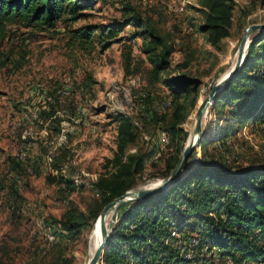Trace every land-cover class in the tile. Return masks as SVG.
I'll list each match as a JSON object with an SVG mask.
<instances>
[{
  "label": "rangeland",
  "instance_id": "rangeland-1",
  "mask_svg": "<svg viewBox=\"0 0 264 264\" xmlns=\"http://www.w3.org/2000/svg\"><path fill=\"white\" fill-rule=\"evenodd\" d=\"M80 1L90 6L76 21H58L48 29L14 21L0 31V264L87 263L97 226L92 233L89 225L73 235L59 231L55 235L52 217L61 216L68 200L87 213L100 199L93 181L109 169L105 163L117 145V113L131 117L136 126L137 137L128 152L147 155L136 185L158 182L165 159L176 150L177 142L168 129L172 94L159 79L151 78L137 28L123 23L116 41L105 50L97 43L83 48L71 36L70 29L81 24L123 21L125 0ZM129 1L174 41L170 65L160 77L184 73L197 81L196 106L190 109V94L182 98L187 113L177 125L189 133L198 103L234 64L246 25L264 22V2L236 0L230 35L215 47L198 28L202 15L196 10L197 0ZM114 85L126 87L116 92L123 104L120 109L107 94ZM211 105L201 137L215 139L225 122ZM51 108L55 113L45 119L42 111ZM154 112L164 117L153 121ZM55 115L61 117L59 130L54 128ZM182 138L179 134L177 140L182 143ZM206 149L208 155L228 156L232 165L264 163V123L244 124ZM20 153H24L22 159ZM201 154L198 143L189 158L199 159ZM55 158L64 176L79 183V188L70 190L47 179L48 173H56L52 170ZM123 210L125 205L119 209ZM51 234L57 239L51 241ZM213 259L206 264H222L217 256Z\"/></svg>",
  "mask_w": 264,
  "mask_h": 264
},
{
  "label": "trees",
  "instance_id": "trees-1",
  "mask_svg": "<svg viewBox=\"0 0 264 264\" xmlns=\"http://www.w3.org/2000/svg\"><path fill=\"white\" fill-rule=\"evenodd\" d=\"M197 2L196 10L202 15L198 28L211 45L219 46L221 40L230 35L236 0ZM88 6V2L80 0H0V31L14 21L42 29L54 28L58 21L78 20ZM122 10L123 21L81 24L70 32L73 40L83 48H93L97 43L100 50H105L116 41L123 23H131L137 28L136 33L142 38V50L151 65V78L159 79L170 90L174 105L168 129L171 139L177 142L176 150L165 159L160 171L163 177L177 162L188 135L187 130L177 126L187 113V102L182 98L190 94L189 107L193 109L198 98V84L184 73L160 77L170 65L173 39L158 29L150 15L136 10L129 0L124 1ZM255 32L241 67L212 101V108L222 113L225 122L216 138L203 135L199 142L201 157L191 161V152L181 172L165 189L125 204L104 247L101 264L179 262L176 251L167 242L172 223L179 231L186 228L199 231L211 251H217V255L204 257L199 264H206L208 258L213 261L216 256L222 264L228 260L235 264H264V163L232 165L228 156L208 155L206 151L208 144L221 142L244 124L264 123V31ZM42 112L47 119L55 109ZM163 117L156 112L151 116L153 121ZM52 119L57 122L54 128L59 130L61 117L55 115ZM115 119L118 140L113 156L105 163L109 169L93 181L100 191V199L88 207L87 213L68 200V207L61 216L52 217L55 235H58L57 231L61 235H73L92 225L101 208L134 187L136 177L143 172L147 155L127 150L136 140V126L124 113H117ZM179 134H183L182 143L177 140ZM19 160L16 157L17 167L21 165ZM52 167L56 173L47 174L50 182L63 184L70 190L79 188V184L64 176L56 158ZM182 264L191 262L183 261Z\"/></svg>",
  "mask_w": 264,
  "mask_h": 264
},
{
  "label": "water",
  "instance_id": "water-1",
  "mask_svg": "<svg viewBox=\"0 0 264 264\" xmlns=\"http://www.w3.org/2000/svg\"><path fill=\"white\" fill-rule=\"evenodd\" d=\"M257 30L264 31V22H252L246 25L244 31L239 39L238 48H237V56L234 64L229 69V71L222 77L217 78L211 85L210 90L202 97L200 102L198 103L195 110V120L193 124L192 130L188 133L186 141L180 151L179 157L173 168L169 171L166 176H163L158 183L151 187H140L138 185L131 187L125 190L122 194L114 197L112 200L107 202L99 211L96 216L90 232L95 231V227L98 226L102 229L101 234L98 238V244L94 250V253L90 259H88L87 264H101L102 255L104 247L109 239V235L111 230L117 221V213L119 209L125 205L126 203L146 197L152 193H155L159 190L165 189L167 185L172 182L177 175L181 172L183 164L187 159L188 155L192 152V150L198 145L199 139L201 137V123L203 117L205 115V111L207 110L210 103H212L213 99L217 95L218 91L230 80V78L237 72V70L241 67L242 62L247 53V48L252 40V34ZM113 214V217L110 221L109 227L107 226L106 218L109 213Z\"/></svg>",
  "mask_w": 264,
  "mask_h": 264
},
{
  "label": "built area",
  "instance_id": "built-area-1",
  "mask_svg": "<svg viewBox=\"0 0 264 264\" xmlns=\"http://www.w3.org/2000/svg\"><path fill=\"white\" fill-rule=\"evenodd\" d=\"M121 88L126 89L124 86L114 85V87L107 91L108 96L112 101H115V107L118 109L123 107L122 102L116 99V92ZM162 136L165 140H168L165 131H162ZM23 154L24 153L19 154L21 159L23 158ZM170 229L171 236L167 238V242L170 243L176 251L177 258L180 261L161 262L158 264H182L183 261L191 262V264H199L204 257H209L211 254L217 255V251L215 249L211 251L209 245L204 242V237L199 231H179L174 223L170 225ZM49 239L54 241L57 237L51 234L49 235ZM227 264H235V262L228 260Z\"/></svg>",
  "mask_w": 264,
  "mask_h": 264
},
{
  "label": "bare ground",
  "instance_id": "bare-ground-1",
  "mask_svg": "<svg viewBox=\"0 0 264 264\" xmlns=\"http://www.w3.org/2000/svg\"><path fill=\"white\" fill-rule=\"evenodd\" d=\"M236 56H237V53H236ZM226 74V73H225ZM225 74H223L222 76H224ZM221 76V77H222ZM208 113V108H207V110L205 111V115H204V117L206 116V114ZM204 117H203V120H204ZM194 120H195V116H194V119H193V124H194ZM203 120H202V123H201V131H202V127H203ZM192 128H193V125H192ZM156 183H158V182H156ZM155 183V184H156ZM155 184H153V185H155ZM153 185H150V186H148V187H151V186H153ZM119 213V212H118ZM112 217H113V214H112V212L111 213H109L108 214V216H107V218H106V221H107V226L109 227V225H110V221H111V219H112ZM103 229V228H102ZM102 229L100 228V227H96V231H97V237L95 236V234H96V231H95V234H94V238H93V242H92V245H91V248L89 249V256H88V258H87V261H88V259H90L91 257H92V255H93V253H94V250H95V248H96V245L98 244V238H99V236H100V234H101V231H102ZM93 235V234H92ZM90 255H91V257H90ZM87 264V263H86Z\"/></svg>",
  "mask_w": 264,
  "mask_h": 264
}]
</instances>
